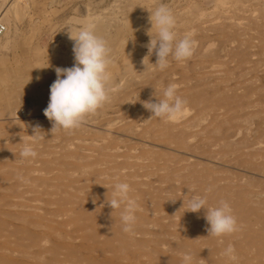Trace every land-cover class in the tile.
I'll list each match as a JSON object with an SVG mask.
<instances>
[{
  "label": "bare ground",
  "instance_id": "6f19581e",
  "mask_svg": "<svg viewBox=\"0 0 264 264\" xmlns=\"http://www.w3.org/2000/svg\"><path fill=\"white\" fill-rule=\"evenodd\" d=\"M244 2L181 0L171 9L177 38L191 33L196 47L187 60L170 57L164 70L153 65L155 54L143 63L150 13L140 21L134 13L119 15L118 5L108 14L82 8L77 22L95 21L111 48V105L86 117L85 138L77 129L43 131L27 165L16 163L19 155L15 163L0 156V264H183L185 253L192 264H264V0L247 27L237 13ZM64 37L56 68L74 64L73 42ZM54 72L50 82L31 79L35 112L48 106ZM172 83L187 102L184 116L150 119L143 102L162 99ZM122 101L126 115L112 116ZM12 124L0 130L19 135ZM117 182L130 185L139 205L132 233L122 230L123 206L113 211L106 204ZM193 195L206 197L209 207L229 203L239 230L207 236L205 210L187 211ZM229 245L235 260L222 255Z\"/></svg>",
  "mask_w": 264,
  "mask_h": 264
},
{
  "label": "clouds",
  "instance_id": "9594fccd",
  "mask_svg": "<svg viewBox=\"0 0 264 264\" xmlns=\"http://www.w3.org/2000/svg\"><path fill=\"white\" fill-rule=\"evenodd\" d=\"M151 29L157 30L155 38L149 34L147 56L155 54L156 63L160 70L169 66V58L184 61L192 57L196 41L191 33L177 38L176 18L173 12L165 5L160 4L154 11H149ZM67 29L68 37L73 42L74 64L69 68H56V80L50 86V100L44 109L45 117L52 123L51 134L64 130L70 131L81 127L86 117L95 114L111 99L113 88L112 73L109 66L112 64L111 48L105 39L96 34V24L93 20L80 24L73 34L71 26ZM187 102L178 95V85L169 84L163 90V98L156 102L144 101L143 106L151 113V118H159L168 122L181 119L186 112ZM39 126L33 128L29 135L31 142H24L20 156L22 159H34L37 152L33 145L45 139ZM210 191V190H209ZM131 187L127 182H117L113 186L111 199L106 196V204L113 211L121 209L120 219L123 232L132 233L136 223L138 203L130 196ZM184 203V201H183ZM205 210L204 219L208 225L207 236L222 237L239 230L237 220L232 214V208L226 201L219 206H207L206 197L193 195L188 201V210L199 213ZM235 249L229 245L222 255L235 260ZM190 253L182 256L183 264H192Z\"/></svg>",
  "mask_w": 264,
  "mask_h": 264
},
{
  "label": "rangeland",
  "instance_id": "374dc122",
  "mask_svg": "<svg viewBox=\"0 0 264 264\" xmlns=\"http://www.w3.org/2000/svg\"><path fill=\"white\" fill-rule=\"evenodd\" d=\"M9 1H10V3H9ZM9 1L8 0H0V10L1 11L3 10L2 14H4V16H5V17H3V20H2L3 22H1V23L4 24L6 26V28L8 27V33H6V34L4 33L5 35L0 37V118L3 117L6 120L5 121L3 118L0 119V128L1 129L7 128L9 125H13L12 122H14L16 128L18 127L19 135L18 134L6 135L7 133H3V131L0 130V141H1L0 146L2 147V148L0 147V154H1L0 156H4L5 158L1 157V159H4L6 162H10L12 160V162H14V163H15V160H17L15 158H18L17 155L20 156V152H21L20 150H22V147H23L22 144L24 142H31V140H29V137H30L29 135L33 134V128L34 127L39 126L42 132L45 131L46 129H49V128H50L49 130H51V128H52V123L50 121H48V119L45 117L44 112L43 113L35 112L33 109V107L35 108L36 106H34V101L31 99V96L28 94V93H30V87H31L30 85H32V84L34 85V82H35L34 81L32 83L31 79L35 78V76H36L37 79H44L45 78L46 80H49V82L51 81L50 78L55 75L54 69L57 67L56 56L59 54V51L60 52L62 51L61 46L64 44L63 42L68 41V39L67 40L63 39L64 35H65V37H64L65 39L68 38V32H67L66 28L71 26V28L74 27V29H75L80 25L79 22H77V20L79 19L80 15H82L84 13L82 11V8H83V10L89 11V13L93 12L94 14H96V13L99 14L102 11V12H107V14H108L111 12V10H115L117 5H118L117 13L119 15L122 12L125 14H133L134 13L133 15H135L138 19H142L140 21H144L143 19L147 17L146 16L147 12L149 13L150 10L154 11L155 8H157L159 6L158 4H160V3L165 4L170 10L173 8V11L177 10L183 4V3L182 4L180 3L181 0L180 1L179 0H159V1L158 0L157 1L156 0H59V1L58 0H22V1L21 0H14L15 3L13 2V0H9ZM125 1H127V2H125ZM260 1L261 0H245V2H244L245 4L243 3V8L241 9L239 7L240 10L237 13H238V17H240L241 20L243 21V24H242L243 27L248 26V24H246V20L248 23V19H250V17L254 18V17L259 16V8L261 7V5L263 3V2L261 3ZM19 2H20V5H19ZM153 2H154V4H153ZM176 2H178V3H176ZM6 3H8V4H6ZM253 4L254 5L257 4V5L254 6ZM89 5L92 8H89ZM25 6H26V8H25ZM78 6H80V7H78ZM145 8H147V9H145ZM149 8H151V9L149 10ZM5 10H6V13H5ZM44 10H46V11H44ZM79 10L82 12H80ZM254 10L256 12H254ZM241 11H242V13H241ZM71 18L76 19V21H73ZM71 20H72V24L70 22ZM73 22H74V24H73ZM75 22L78 23V25ZM65 25H67L68 27L67 26L65 27ZM65 32L67 33V35ZM37 35H39L40 37L38 38ZM46 35H47V37H46ZM53 35H55V38H53ZM51 36H52V38H51ZM59 37H60V40H59ZM41 38H43V39L48 38V39H47V41H45L46 42L45 43L42 41L43 39H41ZM37 47L39 48V50L35 53V50ZM40 48H42V49H40ZM44 50H48V51H44ZM41 51L43 54L41 53ZM52 52H54V53H52ZM50 53L52 56L48 55ZM40 54H42V55H40ZM50 57H51V59H50ZM28 58L30 61L28 60ZM45 60L47 62H45ZM36 62H38L39 64ZM36 64H38V66ZM25 65H27V66H25ZM52 65H55V66H52ZM47 67H49V68L46 69ZM26 68H28V70ZM30 69L34 70V71L33 72L29 71ZM36 70H38V71H36ZM51 70H52V72H51ZM37 72H39V73H37ZM51 73H53V74H51ZM24 87H25V89H24ZM10 100H12V101H10ZM107 103L104 104V107L100 108L99 112H105L108 110L107 107H109L111 105V103L110 102H107ZM125 103H126V105H125ZM29 104L31 105V107ZM124 105H125V107H124ZM127 106H128V103L123 102V101L118 106H113L112 110L116 109V111L113 112L111 115L115 116V117L126 115L125 112L128 110ZM22 108H25V109H22ZM28 108L30 110V112H29L30 114L28 113V111H29V110H27ZM103 109H104V111H103ZM117 109L119 111H117ZM31 110H33V111L31 112ZM97 114H99V113L97 112ZM39 116H41V117H39ZM42 117H43V119H42ZM38 118H41V119H38ZM10 121H12V122L10 123ZM1 123H3V124H1ZM119 124L120 123H118L117 125H119ZM1 125H2V127H1ZM22 127H25V128H22ZM77 130L79 132L82 130L81 135L83 134L81 137H78V138H82V137L85 138V134L87 133L88 129L87 130L83 129V126H81V127L77 128ZM85 130H86V132H85ZM94 131H98V133L100 132L99 130L93 129V132ZM25 135H27V136H25ZM2 136H4V139ZM247 137H248V135H247ZM247 140H248V138H247ZM22 141H24V142H22ZM250 141L251 142L253 141V136L250 137ZM250 141L248 140L249 143H250ZM34 145H33V147H34ZM4 146H5V148H4ZM9 151H11V152H9ZM8 154H11V155L9 156ZM21 160H22V158H21ZM21 160L19 158L16 163L21 164V165H27L33 161V160L29 161V159H27V160L23 159L22 161ZM35 165H37V162H33V165H31V166L33 167Z\"/></svg>",
  "mask_w": 264,
  "mask_h": 264
},
{
  "label": "built area",
  "instance_id": "2783aa9c",
  "mask_svg": "<svg viewBox=\"0 0 264 264\" xmlns=\"http://www.w3.org/2000/svg\"><path fill=\"white\" fill-rule=\"evenodd\" d=\"M6 31V27L5 25H3L1 22H0V36H2Z\"/></svg>",
  "mask_w": 264,
  "mask_h": 264
}]
</instances>
